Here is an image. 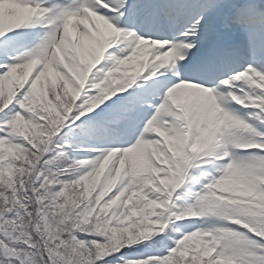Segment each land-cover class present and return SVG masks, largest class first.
I'll return each mask as SVG.
<instances>
[{"label":"snow or ice","instance_id":"obj_1","mask_svg":"<svg viewBox=\"0 0 264 264\" xmlns=\"http://www.w3.org/2000/svg\"><path fill=\"white\" fill-rule=\"evenodd\" d=\"M0 264H264V0H0Z\"/></svg>","mask_w":264,"mask_h":264}]
</instances>
